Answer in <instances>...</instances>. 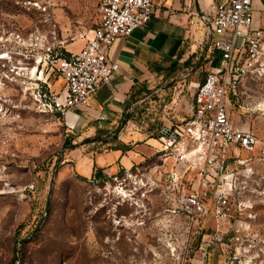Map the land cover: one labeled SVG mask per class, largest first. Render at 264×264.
<instances>
[{"label": "rangeland", "instance_id": "rangeland-1", "mask_svg": "<svg viewBox=\"0 0 264 264\" xmlns=\"http://www.w3.org/2000/svg\"><path fill=\"white\" fill-rule=\"evenodd\" d=\"M99 2L0 0V264H217L222 256L230 261L236 247L230 236L223 237L228 246L214 245L209 258L202 255V238L191 236L184 218L168 211L164 179L160 187L141 189L130 199L112 178L117 171L107 174L104 167L101 175L94 169L87 173L81 154L89 157L94 146L67 136L62 119L36 102L38 92L63 90L57 60L84 47L97 26ZM253 9L264 16L258 4ZM198 58L188 68L162 73L149 98L135 108L133 122L123 126L126 132L158 139L162 125L189 118L196 84L210 70L209 60L201 53ZM249 87L252 97L261 96L264 78ZM242 111L231 106L234 122L244 119ZM247 118L253 131L263 129L259 118ZM145 141L131 140L130 150ZM113 146L99 144L92 153ZM171 167L167 161L166 171ZM251 212L253 246L233 264H264V203Z\"/></svg>", "mask_w": 264, "mask_h": 264}, {"label": "built area", "instance_id": "built-area-1", "mask_svg": "<svg viewBox=\"0 0 264 264\" xmlns=\"http://www.w3.org/2000/svg\"><path fill=\"white\" fill-rule=\"evenodd\" d=\"M253 2L226 0L215 6L211 19L203 16L206 43L220 52L222 66L212 68L196 84L184 123L161 126L155 159L120 167L112 174L121 184L123 197L130 199L141 189L160 187L164 179L168 211L184 218L191 236L202 238L204 257L214 245L230 244L223 237L230 236L236 243L235 257L224 264L237 263L253 246L249 222L256 216L251 211L255 204L264 203V127L253 131L247 121L252 115L264 125V92L257 98L249 92V83L264 78V27L255 25ZM98 13L97 26L84 47L57 60L63 90L35 94L45 112L66 113L86 106L119 70L118 62L109 58L110 47L118 38L147 26L155 2L100 0ZM232 105L243 108L244 121H233ZM167 161L172 163L168 171ZM213 220L217 228H212ZM224 224L227 228L221 229Z\"/></svg>", "mask_w": 264, "mask_h": 264}, {"label": "crops", "instance_id": "crops-1", "mask_svg": "<svg viewBox=\"0 0 264 264\" xmlns=\"http://www.w3.org/2000/svg\"><path fill=\"white\" fill-rule=\"evenodd\" d=\"M225 1L154 0L155 13L149 24L134 30L126 38H118L110 47L109 58L119 64V70L112 76L111 81L101 86L90 97L86 106L66 113H52L62 119L67 136L77 135L84 142L91 140L85 144L94 146H90L91 155L87 157L81 154L80 158L88 169L87 173H92L96 168L107 167V174H112L120 167L130 168L137 163L155 159L160 148L159 140L147 138L142 133L131 135L124 129L123 119L126 113L149 97L150 89L162 76L161 68L169 67L174 61L183 62L200 52L201 58L209 60L210 70L220 66L214 65L215 62H222L220 52L206 43L207 26L203 16L211 19L215 6ZM257 4L263 11V2L254 0L253 5ZM254 17L255 25L264 27V16L256 11ZM114 136L118 141L127 144L133 139L146 141L142 146L136 145L126 153L119 149L92 153L96 145L103 140H111ZM215 223L213 220L211 225ZM215 254L217 258L222 256L221 253ZM208 255L209 258L210 251ZM222 258L224 259L217 261V264L227 261L225 257ZM206 264H209L208 261Z\"/></svg>", "mask_w": 264, "mask_h": 264}, {"label": "trees", "instance_id": "trees-1", "mask_svg": "<svg viewBox=\"0 0 264 264\" xmlns=\"http://www.w3.org/2000/svg\"><path fill=\"white\" fill-rule=\"evenodd\" d=\"M214 50V49H213ZM201 53V52H200ZM199 54V53H198ZM198 54H193L191 57H189L187 60L183 61V62H180V61H174L171 63V65L167 68H161L162 70V73L163 72H170L171 68L172 69H175L177 68L178 66H183V67H190L192 65V63H195V58L196 59H199L198 58ZM69 55V52H65V56ZM206 77V76H205ZM205 79V78H204ZM204 79L200 82H203ZM149 98V97H148ZM148 98H146L145 100H147ZM144 100V101H145ZM137 107V105L132 109L130 110L128 113H126L124 119H123V122H122V125H126L128 124L129 122H133V120L135 119V108ZM158 137H159V134H158ZM91 140H86L84 142V144L86 143H90ZM112 142H114L115 146H113L111 149H109L108 151L110 150H121L123 153H126L127 151H129L131 149V144H127V143H122L120 141L117 140V137L114 136L113 139L111 140H103L101 145H106V144H111ZM98 174L101 175V171L102 169L100 168H96V170ZM92 175H94L96 177V175L93 173Z\"/></svg>", "mask_w": 264, "mask_h": 264}, {"label": "water", "instance_id": "water-1", "mask_svg": "<svg viewBox=\"0 0 264 264\" xmlns=\"http://www.w3.org/2000/svg\"><path fill=\"white\" fill-rule=\"evenodd\" d=\"M53 180H54V177H53L52 180H51V185L53 184ZM51 195H52V190H50V192H49V198H48V200H47L46 211H48V206H49V203H50V197H51ZM39 228H40V225L36 227V229L34 230V233H36V232L39 230ZM25 241H26V239L21 240L20 243L22 244V243H24Z\"/></svg>", "mask_w": 264, "mask_h": 264}]
</instances>
